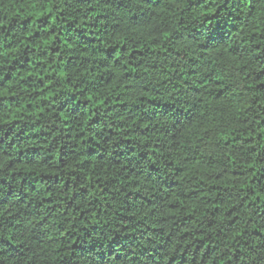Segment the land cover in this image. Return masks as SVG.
<instances>
[{
	"label": "clouds",
	"instance_id": "1",
	"mask_svg": "<svg viewBox=\"0 0 264 264\" xmlns=\"http://www.w3.org/2000/svg\"><path fill=\"white\" fill-rule=\"evenodd\" d=\"M0 264H264V0H0Z\"/></svg>",
	"mask_w": 264,
	"mask_h": 264
}]
</instances>
